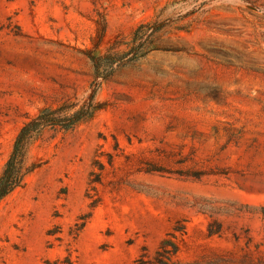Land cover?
I'll list each match as a JSON object with an SVG mask.
<instances>
[{
  "label": "rangeland",
  "instance_id": "rangeland-1",
  "mask_svg": "<svg viewBox=\"0 0 264 264\" xmlns=\"http://www.w3.org/2000/svg\"><path fill=\"white\" fill-rule=\"evenodd\" d=\"M95 91L0 202V264H264V0H0V174L27 121Z\"/></svg>",
  "mask_w": 264,
  "mask_h": 264
},
{
  "label": "trees",
  "instance_id": "trees-1",
  "mask_svg": "<svg viewBox=\"0 0 264 264\" xmlns=\"http://www.w3.org/2000/svg\"><path fill=\"white\" fill-rule=\"evenodd\" d=\"M148 30H152L149 35L152 37L161 31V27H150L148 23L142 24L135 32V39L143 40V37L148 34ZM136 44L137 41L134 42L135 47L133 49H136V51L131 60H137L151 52L148 44H144V46H142L143 43L139 46ZM118 56L112 53L91 55L95 78H108L115 68L125 60V54L120 59L117 58ZM96 97L97 91L92 94L89 101L81 105L75 101H66L56 107H46L35 118L27 121L22 126L17 135L12 154L0 174V202L22 187L27 176L40 167L39 164L31 161L30 151L43 133L51 128H60L65 131L74 130L80 124L91 120L103 108V104L97 102ZM97 204L98 201L96 200L93 202L92 207H96ZM85 225L86 221L80 224L78 231L83 229ZM163 252L164 254H170L166 247H163ZM176 252L177 249L174 247V253ZM162 254L161 252L157 253V262H159L158 258L163 256ZM138 262H142V260Z\"/></svg>",
  "mask_w": 264,
  "mask_h": 264
}]
</instances>
